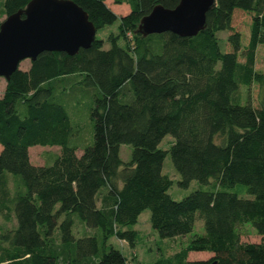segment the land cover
Masks as SVG:
<instances>
[{
    "label": "trees",
    "instance_id": "obj_1",
    "mask_svg": "<svg viewBox=\"0 0 264 264\" xmlns=\"http://www.w3.org/2000/svg\"><path fill=\"white\" fill-rule=\"evenodd\" d=\"M75 1L97 29L119 17L120 31L109 35L107 48L95 35L73 54L44 50L6 80L0 212L15 224L0 231V264H128L109 239L133 245L138 230L132 226L145 208L161 237L191 231L196 211L204 223L188 244L150 264H264V242L242 241L239 231L250 222L264 234V99L255 106L238 98L240 85L264 81V66L254 68L257 45L264 43V0H216L205 28L186 36L135 31L155 4L173 7L179 0H115L129 4L121 15L106 0ZM27 2L0 0V14ZM235 8L252 13L244 48L231 24ZM223 29L230 30L228 50L217 36ZM128 31L132 48L117 42ZM76 90L92 92V137L82 135V143V121L72 113ZM167 133L174 139L165 149L159 142ZM122 143L131 146L127 160L119 154ZM33 144L61 149L50 162L34 164ZM167 153L179 185L197 179L210 189L172 197L173 179L162 169ZM9 175L17 180L13 194ZM238 183L252 197L234 190ZM191 250L212 255L192 259Z\"/></svg>",
    "mask_w": 264,
    "mask_h": 264
},
{
    "label": "rangeland",
    "instance_id": "obj_2",
    "mask_svg": "<svg viewBox=\"0 0 264 264\" xmlns=\"http://www.w3.org/2000/svg\"><path fill=\"white\" fill-rule=\"evenodd\" d=\"M107 4L112 8V10L118 15L124 14L129 11V4L126 2H116L115 0H106ZM6 16V14H0V22ZM119 17L111 24H106L105 26L97 29L96 36L102 38L103 44L102 47H109L110 43L108 41L109 35H117L120 31L119 28ZM252 21V13L240 8H235L232 14L231 24L235 30H238L241 34V43L244 48L249 40L250 35V26ZM230 33V30L223 29L217 31V36L219 38L220 47L222 50H228L230 44L227 40V35ZM132 34L128 33L120 35L117 38V42L122 46L132 48ZM241 60H243L240 57ZM30 65V59L24 58L19 62V67L22 69H27ZM264 66V43H259L255 51V64L254 68L256 70H262ZM6 84V79L3 76H0V96L2 95ZM80 90H76V97L72 103V113L79 114V118L82 121L80 123L81 130L80 137H78V143L83 142V137L85 140H90L92 135V123L89 119L90 106L92 104V96L87 90L80 93ZM79 93V94H78ZM238 98L241 102L248 100L253 105L259 106L264 99V81L258 82L253 81L249 85H240L238 89ZM76 110V111H75ZM83 135V137H82ZM174 137L167 133L163 136L159 142V146L165 149H168L172 143ZM60 146L56 144H33L28 147L29 159L34 164H43L50 162L53 156L56 153L60 152ZM81 150L78 149V153ZM119 154L122 159H128L131 154V146L127 143H122L120 145ZM163 172L167 173L172 179L173 183L168 189V192L174 198H181L184 195L188 194L194 189H210V184L201 183L197 179H191L187 186H181L178 183L180 179L179 172L175 169L173 162L171 160L170 154L167 153L163 160ZM17 180H20L19 175L12 174ZM12 176H8V185L9 193H14V185L17 183V180ZM234 190L238 191L241 195L245 197H252V194L246 192L244 185L238 183L234 186ZM150 210L145 208L138 215L137 222L132 226L138 230V236L133 245L121 238L112 236L109 239L115 247L121 248L123 253L127 258L128 264H150L159 257H167L172 253L180 250L184 247L195 233H202L204 231V223L202 217L199 215V212L196 211L195 219L193 222V227L191 231L184 234H176L173 236L161 237L157 230L154 229L150 224ZM15 224L13 216L10 220H6L2 212H0V231L12 228ZM240 231V240L242 241H263L264 234H259L253 225L250 222H245L239 226ZM212 255V252L207 250H191L188 254L189 258H207Z\"/></svg>",
    "mask_w": 264,
    "mask_h": 264
},
{
    "label": "water",
    "instance_id": "obj_3",
    "mask_svg": "<svg viewBox=\"0 0 264 264\" xmlns=\"http://www.w3.org/2000/svg\"><path fill=\"white\" fill-rule=\"evenodd\" d=\"M216 0H179L173 7L160 3L141 16L136 32L172 31L194 35L206 26V12ZM97 27L75 0H28L0 22V76L6 80L24 58L44 50L76 53L95 39Z\"/></svg>",
    "mask_w": 264,
    "mask_h": 264
},
{
    "label": "crops",
    "instance_id": "obj_4",
    "mask_svg": "<svg viewBox=\"0 0 264 264\" xmlns=\"http://www.w3.org/2000/svg\"><path fill=\"white\" fill-rule=\"evenodd\" d=\"M123 160H127V159H123ZM206 258V257H205Z\"/></svg>",
    "mask_w": 264,
    "mask_h": 264
},
{
    "label": "built area",
    "instance_id": "obj_5",
    "mask_svg": "<svg viewBox=\"0 0 264 264\" xmlns=\"http://www.w3.org/2000/svg\"><path fill=\"white\" fill-rule=\"evenodd\" d=\"M128 33H130V32L128 31Z\"/></svg>",
    "mask_w": 264,
    "mask_h": 264
}]
</instances>
